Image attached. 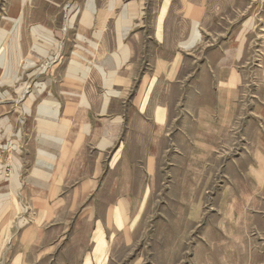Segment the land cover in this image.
Wrapping results in <instances>:
<instances>
[{"label":"rangeland","instance_id":"374dc122","mask_svg":"<svg viewBox=\"0 0 264 264\" xmlns=\"http://www.w3.org/2000/svg\"><path fill=\"white\" fill-rule=\"evenodd\" d=\"M120 1L93 0V17H117L126 7L136 24L130 37L139 35L137 54L182 57L176 81L164 87L168 124L153 174L139 169L133 192L143 197L126 231L93 240L92 228L79 221L83 208L70 203L42 223L47 231L31 253L25 245L22 264H264V0H195L207 19L193 48L178 47L185 0ZM86 6L88 0H0V175L6 185L17 168L13 154L25 156L26 167L17 168L23 182L28 156L45 148L38 114L43 101L58 104L59 125L61 102L84 93L71 86L80 77L76 63L92 67L104 58L77 38L100 28L81 21ZM114 19L105 32H115ZM246 21L243 57L220 71L216 62ZM161 22L165 38L159 43L154 36ZM29 218L27 210L11 217L0 264L12 261L11 233L17 237L16 223L23 230Z\"/></svg>","mask_w":264,"mask_h":264},{"label":"crops","instance_id":"0c3cea01","mask_svg":"<svg viewBox=\"0 0 264 264\" xmlns=\"http://www.w3.org/2000/svg\"><path fill=\"white\" fill-rule=\"evenodd\" d=\"M185 1L181 4L186 13L185 26L178 47L193 48L199 38L197 28L200 23H206L207 17L204 5L202 7L195 0ZM110 5L113 4H109V9ZM116 5L118 3L115 8ZM128 12L125 7L120 16L105 12L102 18L93 17V13L85 17L83 13V23L88 26L99 23L100 28L95 30L92 27L91 32L78 34L77 38L88 41L90 46L87 48L92 54L99 53L104 58L94 60L92 67L76 63L80 77L76 78L77 81L71 80L76 82L71 86L82 88L84 93L70 94L72 99L61 102L59 125L55 119L56 102L44 100L38 108L45 151L41 149L39 155L28 156L29 170L23 182L17 177V168L26 167L24 155L22 159H17L15 154L12 156V164L17 168H14L10 184L6 185L4 176L0 175V257L5 254L4 238L11 217L18 211H30L26 228L22 230V223L17 221V226H21L20 234L16 237L15 233H11L14 245L12 261L8 264L26 261L25 245L31 253L41 233L47 231L42 229V223L50 215L55 217L60 214L70 203L72 208H83L82 220L79 221L92 228L90 238L98 242L105 238L107 232L119 234L126 231L131 216L138 214L132 211L137 207L136 200L141 197L134 194V186L139 183V169L147 174L152 171L153 174L154 162L168 124L164 87L176 81L177 66L182 57L177 54L167 58L161 53L150 60L143 59L141 53L137 54L141 46L139 35L130 37L129 31L136 24L132 16L126 15ZM113 18L115 32L107 33L106 25ZM249 25L250 21L244 23L233 38L234 46L225 49L216 62L220 71L232 70L234 64L240 62ZM158 28L157 25L154 38L161 43L160 39L165 38L163 22L161 31ZM95 41L101 42L97 44ZM14 46L10 43L12 52L18 55ZM92 71L99 73L97 75L101 79L97 80ZM62 85L65 86V80ZM103 87L105 91L101 94ZM142 162L144 169L141 168ZM31 168H38V171L34 170L31 174ZM26 199L30 202L27 209L21 206ZM104 200L107 202L101 210V201ZM58 249L57 254L64 247ZM97 258H100L99 254L91 255L90 262H95Z\"/></svg>","mask_w":264,"mask_h":264},{"label":"bare ground","instance_id":"6f19581e","mask_svg":"<svg viewBox=\"0 0 264 264\" xmlns=\"http://www.w3.org/2000/svg\"><path fill=\"white\" fill-rule=\"evenodd\" d=\"M92 11H93L92 10V0H89L88 7H87L86 13H85L86 14L85 17L90 16L93 13Z\"/></svg>","mask_w":264,"mask_h":264}]
</instances>
